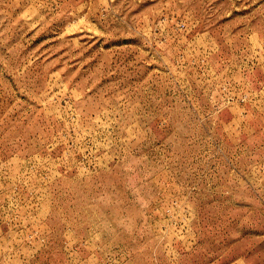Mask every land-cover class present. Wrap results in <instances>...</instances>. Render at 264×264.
<instances>
[{
	"label": "rangeland",
	"instance_id": "1",
	"mask_svg": "<svg viewBox=\"0 0 264 264\" xmlns=\"http://www.w3.org/2000/svg\"><path fill=\"white\" fill-rule=\"evenodd\" d=\"M0 264H264V0H0Z\"/></svg>",
	"mask_w": 264,
	"mask_h": 264
}]
</instances>
